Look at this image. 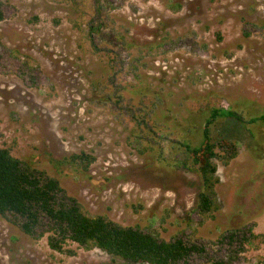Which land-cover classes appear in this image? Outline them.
Here are the masks:
<instances>
[{
  "label": "rangeland",
  "instance_id": "374dc122",
  "mask_svg": "<svg viewBox=\"0 0 264 264\" xmlns=\"http://www.w3.org/2000/svg\"><path fill=\"white\" fill-rule=\"evenodd\" d=\"M0 12V147L37 157L90 215L204 247L177 264L264 263V129L233 119L214 129L237 143V156L216 161L218 208L203 213L199 176L154 160L170 135L134 120L145 103L180 119L228 108L226 96L264 100V0H0ZM82 151L95 158L86 170L49 162ZM7 217L0 264H135L73 242L55 251L48 233L25 234ZM251 225L232 256L239 243L222 236Z\"/></svg>",
  "mask_w": 264,
  "mask_h": 264
},
{
  "label": "trees",
  "instance_id": "16d2710c",
  "mask_svg": "<svg viewBox=\"0 0 264 264\" xmlns=\"http://www.w3.org/2000/svg\"><path fill=\"white\" fill-rule=\"evenodd\" d=\"M90 30L93 31L92 28ZM140 81L145 83L146 78L140 77ZM144 89L145 92L139 90L142 96L149 93V89ZM153 96L164 101L159 93L154 92ZM188 97L184 98V102L193 98ZM226 97L230 103L228 108L200 106L195 111L188 110L187 116L182 115L180 119L177 114L167 119L166 113L171 110L170 107H159L155 111L153 106L145 103L139 111L143 117L136 114L134 119L140 129L149 127L151 133L170 135L167 154L162 152L161 147L152 148L154 160L199 176L201 188L196 207L203 213L218 208L216 186L220 179L216 175V161L220 160L227 166L237 156V143L216 133L214 129L225 119L264 129V100L257 99L253 94L236 99ZM206 100L201 97L192 101ZM144 109H147L146 112ZM258 111L260 114H256ZM252 136L255 139L254 134ZM178 154L183 158L176 159ZM94 161L95 158L84 151L58 160L49 159L54 165L67 163L80 166L83 170ZM37 162L35 156L23 160L13 156L9 148L0 147V218L10 221L7 215H11L20 223L21 230L31 236L41 238L48 233L47 243L51 249L66 252L64 245L73 242L85 248H98L108 255L135 264H177L204 252V247L189 243L182 237L159 239L153 232L140 227L122 226L104 215L88 214L75 197L66 194L58 178L50 177L36 167ZM263 177L264 171L260 170V178ZM252 230V225L247 230L234 227L222 236L231 244L239 243V249L232 251V256L243 250L249 236H254ZM214 264L223 263L216 261Z\"/></svg>",
  "mask_w": 264,
  "mask_h": 264
}]
</instances>
